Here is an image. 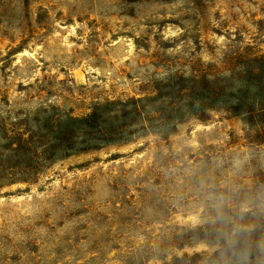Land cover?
<instances>
[{"label": "rangeland", "instance_id": "rangeland-1", "mask_svg": "<svg viewBox=\"0 0 264 264\" xmlns=\"http://www.w3.org/2000/svg\"><path fill=\"white\" fill-rule=\"evenodd\" d=\"M0 264H264V0H0Z\"/></svg>", "mask_w": 264, "mask_h": 264}]
</instances>
